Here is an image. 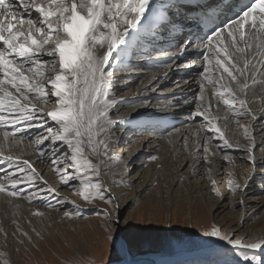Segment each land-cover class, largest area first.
<instances>
[{"label": "snow or ice", "instance_id": "snow-or-ice-1", "mask_svg": "<svg viewBox=\"0 0 264 264\" xmlns=\"http://www.w3.org/2000/svg\"><path fill=\"white\" fill-rule=\"evenodd\" d=\"M186 10L188 16L180 23L172 7L159 0H0V131L4 138L23 139L26 129L43 127L50 118L57 127H47L48 135L38 134L35 142L43 145L37 149L42 155L48 147L44 144L46 140L54 149H62L51 160L60 182L69 185L70 181H78V189L75 185L71 187L79 190L85 201L101 199L113 209L118 208L111 196H105L108 190H101L102 182L98 179L101 166L90 158L101 155L108 160L116 158L111 144L118 121L112 119L111 111L117 101L111 79L113 72L106 68L112 66L111 62L122 64L134 55L141 40L151 43L173 29L190 32L176 51L183 53L194 48L200 53L196 59L203 61L198 73L202 77L200 106L195 109V115L208 121L209 130L220 133L207 115L211 103L205 102L204 93L210 88L212 98L222 102L234 114L233 119L251 116L255 120L248 108L247 93L264 83V0H248L240 11L223 22H219L216 12L204 11L200 5H188ZM193 28L207 31L197 36L191 32ZM49 96L55 100L50 101ZM50 102L56 107L44 113L43 106ZM218 138L223 142L217 145L218 150L234 147L223 134ZM245 138L251 139L247 128ZM28 139L31 142L33 138ZM200 148L205 162H210L209 155L216 153H210L206 144ZM244 151L255 167L252 148ZM224 159L231 162L226 152ZM0 165L9 169L0 170L3 180L9 182L8 186L0 182V193L26 199L30 204L40 201L48 207L56 206L42 193L58 190L47 182L37 187L35 181L41 176L28 160L0 159ZM211 172L208 169L209 175ZM211 183L215 194L222 196L214 179ZM227 186L229 195H235L238 190L244 192L247 187L234 179H229ZM33 214L43 215L39 211ZM102 214L116 229L121 223H128L120 217L113 220L108 210ZM78 215L79 210L64 212L69 219ZM203 235L230 246L240 264H264L261 254L264 236L224 233L215 225ZM109 239L115 243L113 235ZM242 249L251 250L252 254L241 252ZM208 264L216 262L208 261Z\"/></svg>", "mask_w": 264, "mask_h": 264}, {"label": "bare ground", "instance_id": "bare-ground-1", "mask_svg": "<svg viewBox=\"0 0 264 264\" xmlns=\"http://www.w3.org/2000/svg\"><path fill=\"white\" fill-rule=\"evenodd\" d=\"M159 2L164 4L161 0ZM169 40L164 36L151 43L141 40L134 49L137 57L131 66L130 62L125 60L122 64L111 62L112 66L106 68V71L113 72L111 79L114 82L113 92L117 101L111 111L112 119L118 121L113 136L116 131L118 134L111 144V152L116 158L108 160L103 155L90 158L94 163L100 164L102 179L107 188L118 185L117 190L111 193L119 194V191L136 183L129 188L131 190L125 202L150 198V194L146 195L149 189L156 185V182L169 179L167 190L171 194L168 192V196L173 192L177 193L176 189L181 185V196H190L195 203H202L196 207L204 206L211 215L227 210L229 217L234 215L236 219H241L234 232L241 230L247 237L264 236V225L261 228L244 227L245 221L257 214L264 219V121L260 122L264 116V83L258 84L247 93L248 108L252 116L256 117L255 120L251 116L233 119L234 114L229 112L222 102L218 103L213 99L211 89L207 88L204 93L205 102L211 103L207 115L212 118L215 127L220 129V133H216L215 129L209 130L208 121L195 115V109L200 106L198 96L202 80L198 75V65L203 64V61L197 63L180 58L176 49H169ZM193 49L189 48L188 52ZM124 68H127V71L123 72ZM49 100L54 101L55 97L49 96ZM55 107L56 105L50 102L43 106V111L47 113ZM201 110L203 111V106ZM158 122L160 126L155 124ZM131 124H138L140 130L137 131L140 133L130 134L127 127ZM47 127L57 126L47 118V124L43 127L26 129L23 139H5L3 131H0V159L7 161L11 158L13 162L28 160L41 176V179L35 181L36 186L43 187L44 182H47L58 190L55 193L42 194L47 195L51 203L63 201L48 209L49 207L41 205L40 201L30 204L26 199L0 193V250L4 255L17 253L19 247H9V243L16 237H22L18 233L19 230H22L23 234L26 233L24 236L29 240H44L51 230L59 229L60 224L56 221L67 209H73L75 205L83 207L82 195L71 187H78V181H70L69 185L62 184L51 163L62 149H54L50 141L46 140L44 144L48 147L44 148L45 154L37 151L43 145H38L35 138L38 134L41 137L48 135L45 131ZM245 128L248 129L251 139L245 138ZM146 130L148 132H145ZM220 134L234 145L232 149H217V145L223 143L218 138ZM28 137L33 138L31 142ZM121 142L123 146L117 150V145ZM201 144H206L210 153H216L209 155L210 162H205ZM236 144L242 147L235 148ZM249 147L252 148L255 167L249 163L244 151ZM225 152L231 162L224 159ZM208 169H212L211 175ZM0 170L9 169L0 165ZM213 179L222 196L215 194L211 183ZM229 179L236 180L242 186L246 184V190H238L235 195H229ZM0 182L6 186L9 184L3 180L2 175ZM20 187H23V184ZM241 200L243 204L240 203ZM37 211L43 215H34ZM180 257L182 258L179 263L184 264L182 260L188 256ZM158 259L133 261L127 258L116 264H160L162 259ZM191 264H202V261L195 259Z\"/></svg>", "mask_w": 264, "mask_h": 264}, {"label": "rangeland", "instance_id": "rangeland-1", "mask_svg": "<svg viewBox=\"0 0 264 264\" xmlns=\"http://www.w3.org/2000/svg\"><path fill=\"white\" fill-rule=\"evenodd\" d=\"M261 113L259 114L262 115ZM261 118L260 122L264 121V116ZM136 125L127 127L130 134L140 133L137 131L140 127L137 128ZM114 134L116 138L118 131ZM122 146L123 143H119L117 150ZM98 179L102 182L101 190H108L105 196H111L113 203L119 205L118 208L113 209L101 199H94L91 203L83 199V207L75 205L73 209H67L68 212L79 210L80 215L71 219L62 215L56 221L60 224L59 229L51 230L44 240H29L19 230L22 237H16L9 243V247H19L17 253L4 255L0 250V264H116L127 258L133 261L159 258V261L162 259L160 264H181V255L188 256L183 258L184 264H191L195 259H200L202 264H208V261H215L216 264H240L230 246L203 235L205 230H211L215 225L224 233L244 236L241 230L233 231L241 219H236L234 215L229 217V211L211 215L204 206L196 207L202 203H195L190 196H181V185L176 189L177 193L173 192L168 196L169 179L156 182L146 193L150 194V198L129 202H125V198L131 190L129 188L136 183L119 191V194H113L111 192H115L118 185L109 189L102 175ZM78 192L80 193L79 190ZM121 206L122 209H119ZM104 210L112 213L113 220L120 217L128 223H121L116 229L112 221L102 214ZM263 225L264 219L257 214L246 220L244 227L261 228ZM27 231H30L29 227ZM32 233L34 234L33 231ZM110 235L115 237V243L109 239ZM241 252L252 254L247 249H242Z\"/></svg>", "mask_w": 264, "mask_h": 264}, {"label": "water", "instance_id": "water-1", "mask_svg": "<svg viewBox=\"0 0 264 264\" xmlns=\"http://www.w3.org/2000/svg\"><path fill=\"white\" fill-rule=\"evenodd\" d=\"M132 259V258H131Z\"/></svg>", "mask_w": 264, "mask_h": 264}]
</instances>
